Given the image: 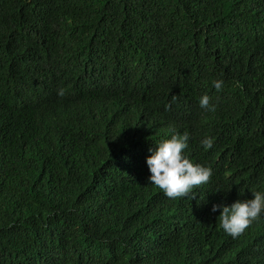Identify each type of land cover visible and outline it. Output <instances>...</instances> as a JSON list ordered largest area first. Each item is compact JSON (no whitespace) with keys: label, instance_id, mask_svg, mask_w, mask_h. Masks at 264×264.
Returning a JSON list of instances; mask_svg holds the SVG:
<instances>
[{"label":"trees","instance_id":"trees-1","mask_svg":"<svg viewBox=\"0 0 264 264\" xmlns=\"http://www.w3.org/2000/svg\"><path fill=\"white\" fill-rule=\"evenodd\" d=\"M186 129L212 176L171 199L147 158ZM228 186L264 194V0H0V264H264Z\"/></svg>","mask_w":264,"mask_h":264},{"label":"clouds","instance_id":"clouds-1","mask_svg":"<svg viewBox=\"0 0 264 264\" xmlns=\"http://www.w3.org/2000/svg\"><path fill=\"white\" fill-rule=\"evenodd\" d=\"M222 85V80L214 81L218 91L221 90ZM58 95L63 97L65 90L59 89ZM63 106L61 102L49 99L42 102L40 108L45 115L54 108L60 116L65 115ZM200 106L212 112L216 110V106L210 104L208 95L200 98ZM170 107L171 105L166 106L168 109ZM66 119H73L74 126H96V123L85 126L79 118L68 116ZM99 122L100 128L104 131L112 133L119 130V122L116 119H103ZM177 131V134H173L170 139L161 141L154 151L150 149L153 154L147 158L151 184L171 199L188 197L193 193V189L209 183L212 176L210 168L190 161L192 157L189 153L195 149V146H191V132L187 129ZM201 143L207 150L213 147L214 140L207 137ZM212 210L218 213L217 220H219L220 228L233 239L248 232L264 236V194L257 191L246 192L228 186L221 190L219 199L213 204Z\"/></svg>","mask_w":264,"mask_h":264}]
</instances>
